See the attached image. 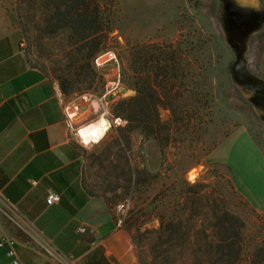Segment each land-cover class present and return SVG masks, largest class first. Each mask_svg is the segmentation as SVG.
Listing matches in <instances>:
<instances>
[{
	"label": "rangeland",
	"instance_id": "374dc122",
	"mask_svg": "<svg viewBox=\"0 0 264 264\" xmlns=\"http://www.w3.org/2000/svg\"><path fill=\"white\" fill-rule=\"evenodd\" d=\"M117 2L107 50L94 61L99 75L88 90L65 97L95 104L97 111L84 126L106 120L102 138L84 143L87 188L104 196L112 209L130 198L121 227L131 238L137 264H214L213 250L207 257L205 248L216 244L213 226L225 212L241 222L237 264H264V123L230 73L235 54L224 30L226 0ZM47 3L0 0V39L16 40L29 65L57 81L67 70L70 40L65 32L49 33ZM147 44H179L189 84L209 90L213 102L209 109L205 104L204 131L172 144L164 158L157 144L138 132L128 147L116 142L111 124L125 77L133 91L131 57ZM245 59L264 79V25L247 44ZM160 115L169 117L164 110ZM185 183L199 185L187 192Z\"/></svg>",
	"mask_w": 264,
	"mask_h": 264
},
{
	"label": "crops",
	"instance_id": "0c3cea01",
	"mask_svg": "<svg viewBox=\"0 0 264 264\" xmlns=\"http://www.w3.org/2000/svg\"><path fill=\"white\" fill-rule=\"evenodd\" d=\"M90 101H66L16 40L0 49V241L13 242L0 264H137L110 204L85 183L79 132L97 111ZM49 192L59 196L51 206Z\"/></svg>",
	"mask_w": 264,
	"mask_h": 264
},
{
	"label": "trees",
	"instance_id": "16d2710c",
	"mask_svg": "<svg viewBox=\"0 0 264 264\" xmlns=\"http://www.w3.org/2000/svg\"><path fill=\"white\" fill-rule=\"evenodd\" d=\"M45 26L50 34L67 33L70 45L67 54V70L57 77L61 94L68 97L83 93L99 75L94 66L96 58L106 52L110 35L114 31L117 0H46ZM0 49H9L7 39L0 41ZM179 44H147L141 46L130 69L133 72L130 97L120 96L112 106V118L125 122L117 126L116 142L131 144V134L138 132L143 139H152L162 158L172 144L184 142L194 132L204 131V109L212 108V99L206 88H193L188 82L190 72L185 69L179 52ZM29 63V62H28ZM73 73H76L75 75ZM78 78L73 81L74 76ZM102 80V76H98ZM124 79V86H131ZM204 84V83H203ZM205 87V86H204ZM169 117L162 120L160 111ZM187 190L199 184L185 183ZM188 192V191H187ZM105 200L106 198L102 196ZM216 219V217H215ZM240 225V226H239ZM216 244L209 248L214 253V264H237L242 248L241 222L228 212L223 213L213 226ZM262 249L256 252L260 256Z\"/></svg>",
	"mask_w": 264,
	"mask_h": 264
},
{
	"label": "water",
	"instance_id": "95a60500",
	"mask_svg": "<svg viewBox=\"0 0 264 264\" xmlns=\"http://www.w3.org/2000/svg\"><path fill=\"white\" fill-rule=\"evenodd\" d=\"M230 3L226 0L223 10L224 30L229 48L234 51L235 60L230 67V73L243 95L251 103L255 114L264 123V79L255 75L248 67L245 59V50L249 39L258 33L264 24L253 25L251 23L238 25L232 19L224 18L226 6ZM260 8L262 1L257 0ZM123 97L134 95V91L127 90V87L120 86Z\"/></svg>",
	"mask_w": 264,
	"mask_h": 264
},
{
	"label": "flooded vegetation",
	"instance_id": "af4514ba",
	"mask_svg": "<svg viewBox=\"0 0 264 264\" xmlns=\"http://www.w3.org/2000/svg\"><path fill=\"white\" fill-rule=\"evenodd\" d=\"M228 1L230 3H228L226 6V13L224 15L225 20L232 19L240 26L247 23H251L253 25L261 23L264 24V0H261L263 10L259 7L257 0Z\"/></svg>",
	"mask_w": 264,
	"mask_h": 264
},
{
	"label": "built area",
	"instance_id": "2783aa9c",
	"mask_svg": "<svg viewBox=\"0 0 264 264\" xmlns=\"http://www.w3.org/2000/svg\"><path fill=\"white\" fill-rule=\"evenodd\" d=\"M100 102L102 101V99L99 100ZM102 104V102H101ZM102 111L104 113V115H106V108L105 106L102 105ZM111 124L114 127L117 126H123L125 124V122L123 120H121L120 118H112L111 119ZM77 131L75 132L76 135ZM59 201V196L54 193V192H49L47 197H46V203L47 205L51 206L53 204H56ZM130 205H131V200L130 198H125L122 201L118 202L114 207H113V211L116 215L117 218V224L121 225L124 218L126 217V215L128 214L129 210H130ZM8 244L9 246L13 245V242L10 240H6V239H2L0 241V247H2L3 245ZM10 254H12V252H10ZM12 264H18L17 261H13Z\"/></svg>",
	"mask_w": 264,
	"mask_h": 264
},
{
	"label": "bare ground",
	"instance_id": "6f19581e",
	"mask_svg": "<svg viewBox=\"0 0 264 264\" xmlns=\"http://www.w3.org/2000/svg\"><path fill=\"white\" fill-rule=\"evenodd\" d=\"M105 128L106 120L101 118L96 122L82 127L79 135L83 143L90 144L91 142H97L100 138H102Z\"/></svg>",
	"mask_w": 264,
	"mask_h": 264
}]
</instances>
